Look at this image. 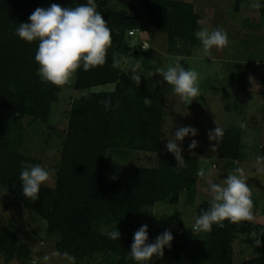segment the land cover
Wrapping results in <instances>:
<instances>
[{"label":"trees","instance_id":"trees-1","mask_svg":"<svg viewBox=\"0 0 264 264\" xmlns=\"http://www.w3.org/2000/svg\"><path fill=\"white\" fill-rule=\"evenodd\" d=\"M107 1L95 0L97 11L112 30L106 63L87 72L78 69L74 74V89L82 93L71 102L56 182L54 187L42 184L39 198L32 201L23 196L19 175L28 165L41 163L19 151L22 118L30 116L47 123L58 87L41 81L37 74L38 42L20 39L15 29L19 23L28 22L37 7L51 3L75 7L87 0H0V186L46 221V234L55 237L57 252L72 256L77 263L102 255L111 264H136L127 255L133 234L141 226L132 224V216L159 201L169 199L177 204L179 191L184 189L187 202L194 203L200 157L184 155L185 164L178 168L174 154L161 149L166 94L172 86L163 78L155 84L151 76H142L137 83L121 66H111L112 56L126 51L125 34L130 29L164 31L168 54L190 56L200 45L194 33L200 29L202 13L189 1L141 0L148 11L145 18L134 0L129 12L118 11ZM259 13L264 15V2ZM177 37L181 47L176 46ZM108 84H115L114 88L90 90ZM144 97L151 99L150 106H145ZM107 99L112 104L109 110L102 103ZM112 148L157 153V165L112 162L108 155ZM242 148V132L230 126L223 129L216 156L236 160ZM208 207L209 202H201L197 216ZM103 226L107 231L119 229L120 239H110L101 230ZM237 226L227 220L224 227L213 225L205 247L190 252L174 238L165 253L176 264H234ZM261 239L259 255L239 264H264V226ZM33 253L10 220L0 215V264L15 259L26 264Z\"/></svg>","mask_w":264,"mask_h":264},{"label":"rangeland","instance_id":"rangeland-1","mask_svg":"<svg viewBox=\"0 0 264 264\" xmlns=\"http://www.w3.org/2000/svg\"><path fill=\"white\" fill-rule=\"evenodd\" d=\"M193 2L202 13L200 28L220 27L228 34L229 43L223 49L213 48L211 57L196 55L181 56L168 54L167 35L164 31L147 32L134 30L125 34L128 44L120 57L121 69L131 76V69L139 65L142 76H151L155 84L161 82L156 72L158 67H167L177 59L185 67L189 65L198 73L200 95L193 101H184L172 90L166 94V114L163 125L161 149L167 151L165 132L171 133L180 126L191 125L197 128L196 137H186L182 147V156L198 155L199 169L210 173V179L220 183L229 172L236 168L245 170L246 183L253 201V221H241L237 226L233 241V262L239 264L259 255L255 241L261 239L264 226V159L258 163V157L264 158V64L255 60L257 54L264 56V16L259 13L260 3L264 0H184ZM118 11L129 12L131 0H108ZM140 15L147 18L148 11L141 0H134ZM263 17V18H262ZM145 47L147 50H145ZM154 48V49H153ZM221 64V72L214 71L215 63ZM262 62V61H261ZM74 75L62 87H58L57 99L52 105L47 123L30 116L22 118L21 143L19 151L40 160L47 168L50 178L44 184L54 187L61 158L68 115L74 96L82 91L74 89ZM115 84L93 87L90 90H112ZM263 94H261V93ZM218 125L225 129L234 125L242 131L243 148L236 160L217 158V147L211 150L216 141L208 139L209 129ZM243 123L245 127H240ZM192 139L198 141L195 149L189 150ZM112 162L128 163L155 167L157 153L112 148L109 151ZM32 164L28 165L31 166ZM194 203L187 202L186 190L179 191V202L173 204L169 199L159 201L144 208L132 216L133 225L148 224L152 231V242L166 229L171 230L174 238L188 252L201 249L209 232L193 233L191 225L197 217L198 205L209 202L208 184L198 175ZM156 213L158 216L152 214ZM0 215L10 220L19 237L34 248L33 257L26 264H111L108 257L97 255L92 260L77 263L72 256L57 252L53 238L46 234V221L34 211L25 208L21 201L0 186ZM251 227V230L248 229ZM107 232L108 227L101 229ZM252 239V241H249ZM10 264H23L14 260ZM151 264H176L165 253L162 258L154 257Z\"/></svg>","mask_w":264,"mask_h":264},{"label":"clouds","instance_id":"clouds-1","mask_svg":"<svg viewBox=\"0 0 264 264\" xmlns=\"http://www.w3.org/2000/svg\"><path fill=\"white\" fill-rule=\"evenodd\" d=\"M15 34L26 42H38L35 61L39 67L37 74L41 81L56 86H64L78 69L87 72L106 63L108 49L112 45V30L100 11H97L95 0L77 4L75 7H65L58 3H51L48 7H37L28 17V22L19 23ZM195 37L200 45L196 55L211 57L212 49H223L229 43L227 32L216 27L209 29L202 27L195 31ZM177 47L182 46L180 37H177ZM154 49V48H153ZM145 50L147 48L145 47ZM215 63V62H214ZM121 61L113 53L112 67H120ZM221 64L215 63L214 71L221 72ZM142 69L134 65L131 69V79L141 83ZM163 80L172 86L173 93L184 101H193L200 95L198 73L189 65L185 67L181 59L165 67H158L156 72ZM105 110L112 107L111 100L102 101ZM145 106L151 105V99L144 97ZM217 123V122H216ZM218 125V123H217ZM240 127H245L243 123ZM198 129L188 125L180 126L169 134L165 148L174 154L178 168H182L185 159L182 156V147L186 137H196ZM223 129L218 125L209 129L208 139L219 143ZM198 141L192 139L188 145L189 150L195 149ZM211 150L215 151L217 144H212ZM264 158L258 157V163ZM198 175L206 180L210 195L209 207L202 210L193 224L192 232H210L213 225L224 227V222L239 223L253 221V201L251 192L246 183L245 170L236 168L229 172L222 182L216 183L200 169ZM50 178V172L40 164L23 168L19 175L22 182V194L25 198L35 201L39 198L41 185ZM152 214L158 216L156 213ZM110 239L117 240L121 231L112 229L105 233ZM174 237L171 230L166 229L157 235L153 242H149V225L142 224L133 234V241L127 255L136 264H151L154 257L162 258L165 247L171 248ZM256 245L262 244L260 239Z\"/></svg>","mask_w":264,"mask_h":264},{"label":"crops","instance_id":"crops-1","mask_svg":"<svg viewBox=\"0 0 264 264\" xmlns=\"http://www.w3.org/2000/svg\"><path fill=\"white\" fill-rule=\"evenodd\" d=\"M263 16H264V15H263ZM262 18H263V17H262ZM196 48H197V47H196ZM196 48H194V50H195ZM194 50H193V52H194ZM192 54H193V53H192ZM192 54H191V55H192ZM261 56L264 58L263 55H261ZM257 58L260 59L262 62H261V61H258V60H255V61H256V62H259V64H262V65H263V64H264V60H262V58L259 56V54H257ZM263 69H264V68H263ZM260 93H261V92H260ZM261 94H263V93H261ZM230 126H234V125H230ZM230 126H229V127H230ZM234 127H236V126H234ZM236 128H238V127H236ZM238 129H239V128H238ZM239 130L241 131V129H239ZM241 132H242V131H241ZM27 244H28V243H27ZM28 245H29V244H28ZM29 246H30V245H29ZM30 247H31V246H30ZM31 248H32V247H31ZM32 250L34 251V248H32Z\"/></svg>","mask_w":264,"mask_h":264},{"label":"built area","instance_id":"built-area-1","mask_svg":"<svg viewBox=\"0 0 264 264\" xmlns=\"http://www.w3.org/2000/svg\"><path fill=\"white\" fill-rule=\"evenodd\" d=\"M130 33H134V30H131Z\"/></svg>","mask_w":264,"mask_h":264}]
</instances>
